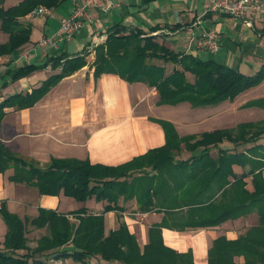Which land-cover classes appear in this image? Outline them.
Masks as SVG:
<instances>
[{
	"label": "crops",
	"instance_id": "0c3cea01",
	"mask_svg": "<svg viewBox=\"0 0 264 264\" xmlns=\"http://www.w3.org/2000/svg\"><path fill=\"white\" fill-rule=\"evenodd\" d=\"M24 1L0 0L4 11L15 9L13 16L17 25L4 30L0 19V106L9 102L7 107L0 109V141L13 154L41 166L56 159L87 162L94 167H133L146 160L148 153L169 144L180 149L175 155V164L186 161L191 164L195 154L185 148V138L227 128L212 126L207 131H190V126L185 127L167 115L166 109L172 106L159 104L155 88L141 82L129 83L115 74L96 78L93 67L96 48L113 33L126 36L141 32L145 37L155 36L158 44L176 53L214 61L245 76H255L264 66V20L248 16L249 25L242 19L213 14L209 12L208 0H108L104 9L90 12L91 21L82 31L71 41L62 42L56 50L41 46L40 41L59 30L62 18L70 17L72 1L56 0L55 7L51 8L54 18H30V7L23 6ZM21 30L30 31L29 41L16 48L11 44V33ZM202 30L218 33L221 46L218 53L198 48L197 39ZM23 36L18 33L17 39ZM78 58L84 59L86 65L48 87V83L68 70ZM154 62L165 65L158 60ZM25 67L34 70L14 80L16 72ZM261 85L264 87V82ZM250 90L234 100L235 108H247V113L263 115L264 93L249 99ZM259 124L252 125L253 129ZM166 125L176 135L175 141L169 139ZM210 155L212 158L222 155L225 160L222 171L230 175L226 180L225 197L219 192L216 202L227 206L228 189H235L241 200L235 210L230 211L231 219L216 227L176 229L185 209H175L172 215H165V211L142 214L137 211L136 199L119 200L118 205L125 208L124 212H105L108 202L95 198L79 202L63 191L58 196L40 195L34 187L11 181L13 168L0 173V210L7 209L23 220L38 217L40 209L52 210L65 215L75 227L81 220L93 216L101 219L104 237L125 224L141 253L150 242V229L161 226L164 246L177 254L191 255L193 264H209L216 241L236 242L251 228L264 227V218L260 221L264 208L260 203L251 209L242 205L245 191L255 193L256 177L264 184V144L257 140L246 144L224 141L211 149ZM232 202L229 203L232 205ZM82 208L86 209V214L78 213ZM47 233V229L28 226L27 246L35 249ZM6 234L7 226L0 216L2 250ZM75 250L72 243L61 249L69 255ZM18 254H26V251H18ZM55 255L46 253V264ZM65 259L69 263L83 264L72 257ZM233 261L244 264L246 260L243 255H237ZM86 264L122 263H109L96 256L87 258Z\"/></svg>",
	"mask_w": 264,
	"mask_h": 264
},
{
	"label": "trees",
	"instance_id": "16d2710c",
	"mask_svg": "<svg viewBox=\"0 0 264 264\" xmlns=\"http://www.w3.org/2000/svg\"><path fill=\"white\" fill-rule=\"evenodd\" d=\"M56 3V0H25L22 5L29 6L32 11L40 5L52 8ZM14 11L15 9L4 11L0 7L2 29L17 27ZM16 33H11L10 39L16 48L29 41V30ZM18 33L25 36L17 39ZM155 40V36L145 37L141 32L126 36L118 32L111 34L104 44L96 48L94 76L98 78L104 74H115L129 83L141 82L157 90L160 105L176 106L186 102L193 108L234 101L242 93L264 82V66L255 76L247 77L214 61H202L192 55L176 53ZM77 60L70 62L68 70L48 83V87L59 82L66 74L86 65L84 59ZM154 60L165 65H157ZM168 64L173 66L170 72L166 66ZM33 70L32 67L21 68L13 79L26 77ZM188 75L193 77L192 82ZM8 105L9 102L6 101L1 104L0 109ZM253 128L255 127L252 125H241L236 129V135H232L236 130H217L200 136H187L183 141L185 148L195 154L191 164L189 161L174 163V152L179 153L180 150L178 146L167 145L164 149L148 153L146 157L163 154L155 157L149 164L155 174L157 170L164 171L169 166H173L174 171L179 173L176 176H179L181 182H175L182 189L179 193L169 187L161 175L158 176L159 181H155L157 175L149 174L127 182L129 171H123L132 167L129 165L117 168L94 167L87 162L54 159L41 166L35 161L13 154L1 141L0 173L13 168L14 175L10 180L34 187L40 195L58 196L63 191L66 196L79 202H87L92 198L99 202L106 201L108 205L105 212H124L125 208L118 205L119 200L123 198L127 202L136 199L137 211L142 214L165 211V215H172L171 212L175 209H185L176 229L216 227L231 219L230 211L235 210V205L237 202L239 205L241 200L235 194L230 196L229 202L233 201L232 205L219 212L223 205L216 202V196L219 192H226V180L230 175L222 171L225 163L222 155L212 158L210 151L224 141L246 144L258 140L260 134L264 133V125H258L255 130ZM166 131L169 139L175 141L176 135L167 129V125ZM149 179L152 180L148 181ZM258 179L256 177L254 182L255 193L245 191L243 207L251 209L254 204L260 203V207L264 208V184L259 183ZM213 189L215 193H211ZM212 211H217V214L211 215ZM78 213L86 214V209L82 208ZM194 214L198 215V219H192ZM0 216L7 226L4 250L0 249V264H46V253H54L62 258L72 257L75 262L83 264H86L87 258L96 256L109 263L193 264L191 255L177 254L164 246L161 226L150 229V242L141 253L135 237L129 233L125 224L104 237L101 219L99 221L93 216L81 220L77 227L65 215L52 210L40 209L38 217L23 220L2 208ZM263 218L262 214L261 222ZM28 226L47 229L48 232L38 241L35 249L27 246ZM69 243L76 247L72 255L61 251ZM18 251H26V254H18ZM211 251L209 264H235L233 259L237 255L245 257L244 264H264V227L251 228L236 242L216 241Z\"/></svg>",
	"mask_w": 264,
	"mask_h": 264
},
{
	"label": "rangeland",
	"instance_id": "374dc122",
	"mask_svg": "<svg viewBox=\"0 0 264 264\" xmlns=\"http://www.w3.org/2000/svg\"><path fill=\"white\" fill-rule=\"evenodd\" d=\"M42 6L45 8H49L45 5H42ZM38 7L39 6H37L36 8H38ZM36 8H34V9H36ZM49 9H51V8H49ZM154 63H156V62H154ZM158 63L161 64V62H158ZM168 65L169 66L167 69H168V72H170L171 69L173 68V66H172V64H168ZM261 69L258 72H260ZM247 77H251V76H247ZM188 78L191 82L193 81V77L191 75H188ZM261 84L252 88L250 90L251 93H249L247 95V98H249V99L254 98V97L257 98L258 95L264 93V87H262ZM200 108H202V109H192L191 106L189 105V103L185 102V104H179L176 106L168 107V109H166V110H167V115L173 117L174 119H176L179 123H181L185 127L190 126L189 130L194 131L196 133L199 131H207V129H209L212 126H221V127L231 128V127H236V126L239 127L241 125H256L257 123H260L259 125L262 127V125L264 124V114L263 115H253L251 112L247 113V108H244V109L243 108H235L234 101H231V100L224 101L221 104L216 105V106H212V107L208 106L206 108L205 107H200ZM259 112L263 113L260 110H259ZM254 119H256V120H254ZM227 128H225L223 130H227ZM233 132H235V133H232V135H234V134L236 135V133L238 134V130L233 131ZM248 140L250 141L251 139H248ZM176 142H177V144H179V140ZM169 143H170V141L168 142V144ZM257 143H263L264 144V133L260 134V136L257 140ZM169 146H171V145L169 144ZM174 153L178 154L177 151ZM162 155L163 154L160 153V154H156V155L151 156V157H146L147 158L146 160L137 163L133 167L125 169L123 172L129 171V172H127L128 177H126L127 182H131L133 180V178H136V177L142 178V176H145V175L155 174V171L151 170V167L149 164L155 160V157L162 156ZM212 171H213V168H212ZM177 174H179V173H176L174 171V167L169 166L164 171L157 170V172L155 174V175H157L155 181H159L158 176L161 175L165 179V183L169 187H172L173 190H176V193H179V191H181L182 189L179 187V185L175 184V182H177V183L181 182L179 176L178 177L176 176ZM155 175H153V176H155ZM151 180L152 179H149L148 181H151ZM214 190L215 189H213L211 193H213ZM223 191H224V189H223ZM226 194H228V200L230 199V196H232L234 194H235L236 198H238L237 192L235 189H228V192ZM224 197H225V191L223 193V198ZM174 204L176 207H178L177 203H174ZM228 206H231V203H229V201H228L227 206H224V204H223V207H222V209L219 210V212L223 211ZM216 214H217V211H214V212L212 211V213H211V215H213V216ZM192 219L193 220L198 219V215H195Z\"/></svg>",
	"mask_w": 264,
	"mask_h": 264
},
{
	"label": "built area",
	"instance_id": "2783aa9c",
	"mask_svg": "<svg viewBox=\"0 0 264 264\" xmlns=\"http://www.w3.org/2000/svg\"><path fill=\"white\" fill-rule=\"evenodd\" d=\"M73 10L70 17L60 20L59 30L50 38L40 41L41 46L49 47L51 50L59 48L64 41H71L74 36L82 31L85 25L91 21L90 12L95 9H104L108 0H71ZM209 12L221 14L236 19L247 20L248 16H257L264 20V0H208ZM30 18L49 17L54 18L53 11L49 8L39 6L30 14ZM250 25L249 21H246ZM198 48L212 54L218 53L220 49L219 35L215 30L201 31L197 39ZM50 264H76L69 263L65 258L53 256Z\"/></svg>",
	"mask_w": 264,
	"mask_h": 264
}]
</instances>
